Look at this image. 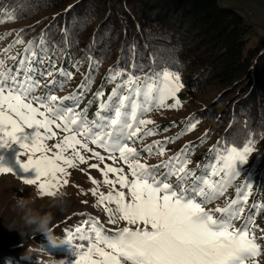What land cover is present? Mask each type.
Segmentation results:
<instances>
[{"label": "snow or ice", "instance_id": "6c2138e0", "mask_svg": "<svg viewBox=\"0 0 264 264\" xmlns=\"http://www.w3.org/2000/svg\"><path fill=\"white\" fill-rule=\"evenodd\" d=\"M14 43L25 42L17 36ZM13 46L9 45L4 54ZM8 58L17 63L7 67L0 56V149L18 144L21 169L25 173L34 169L36 175L21 177L3 165L0 174H12L25 185H36L42 196H51L68 184V169L95 159L99 163L89 167L100 172L110 190L98 193V187H94L91 195H98V199L93 206H104L109 225L124 222L123 227L106 230L99 221L90 220L85 221L90 229L77 227L67 233L77 257L75 264H260L258 257L264 256V249L253 230L257 205L253 204V212L237 226L248 202L250 184L237 189L226 207H208L241 175L237 164L247 162L254 151V138L241 146H221L218 142L212 160L199 176L188 169L185 149L167 162L148 165L141 161L145 152L153 155V145L142 151L134 146L144 138L139 135L142 126L153 123L144 118L149 112L165 107L169 99L180 105L176 98L183 87L179 73L167 66L143 77L127 74L126 70H110L108 79L119 77L120 83L107 100L102 89L95 93L100 103L95 118L89 121L86 110L77 111L83 85L74 95L61 98L55 94L71 78L63 69L59 70L63 79L50 80L45 93L36 95L41 80L53 76L55 69L51 59L46 70L39 67L47 58L43 39L39 45L28 41L23 56ZM67 100L77 102L66 105ZM194 128L192 123L186 131ZM27 130H32L31 134H26ZM57 130L63 133L59 138ZM154 134L148 131L144 136ZM53 140L57 142L50 146L48 142ZM156 147L157 154L163 155L165 149L159 142ZM118 163L123 166H115ZM161 169L166 171L161 173ZM173 177L176 183L171 182ZM88 179L94 186L100 184L90 175ZM260 209L264 210V205ZM74 240L80 242L78 246L73 245Z\"/></svg>", "mask_w": 264, "mask_h": 264}, {"label": "trees", "instance_id": "16d2710c", "mask_svg": "<svg viewBox=\"0 0 264 264\" xmlns=\"http://www.w3.org/2000/svg\"><path fill=\"white\" fill-rule=\"evenodd\" d=\"M55 1L0 0V26L35 16L55 5ZM121 1L125 6H132L133 10L130 11L128 7L122 5L120 11L113 9L116 20L112 19L105 28L97 31L99 28L91 33L85 46L78 49L74 45L73 37L78 38L94 22L93 13L87 11L88 2L68 6L64 12L48 19L42 30L37 31L36 27L21 30L19 36L25 43L17 44V51L12 56L18 58L23 56L28 41H34L39 45L43 39L47 45V58L39 67L42 71L46 70L50 59L55 64L53 76L41 80L39 94L45 93V86L50 80L64 78L59 71L63 69L65 73L71 74V78L67 80L62 90L56 91L55 94L58 96L77 76V87L71 93L58 97L74 95L83 85L77 109L86 110L88 120H93L100 103L95 98V93L102 89L105 93L104 100H107L113 88L120 83L119 77L115 81L108 79L109 70L97 86H94L99 65L103 62L102 57L113 52L115 43L110 40L109 31L114 27L116 37L123 38V43L116 51V64L111 70H126L127 74L143 77L165 66L180 76L190 69L193 76L182 84L191 90H200L208 86L226 89L224 92L226 95L221 102H213L188 119L144 129L140 134L143 139L178 130L177 134L165 141L153 143L154 149L157 150V142L159 147L165 148L166 145L190 134L192 130L186 131L190 124L194 123L197 126L203 120L213 117L215 123L225 126V131L205 156L197 159L200 169L188 168L189 170L200 175L212 160L214 155L212 150L218 142L221 146L225 144L241 146L246 140L254 138V151L248 157L259 152L264 139V51L249 46V35L252 30L244 15L224 5L220 6L219 0ZM13 16L15 19H11ZM16 63L17 61H13L8 67H14ZM228 97L231 99H227ZM176 98L180 101L179 106H175V99H169L165 107L157 109H183L186 104L184 95L179 91ZM76 102L67 100L64 103L72 105ZM222 103L223 112L218 113V105ZM148 131L155 134L144 136ZM213 132L214 126L203 137L184 148L188 159L198 148L210 141ZM243 165L237 164L240 174L243 172ZM164 171L166 169H161V173ZM254 177L253 173H249L248 181H254ZM262 205L264 199L259 204V212H262L260 209Z\"/></svg>", "mask_w": 264, "mask_h": 264}, {"label": "rangeland", "instance_id": "374dc122", "mask_svg": "<svg viewBox=\"0 0 264 264\" xmlns=\"http://www.w3.org/2000/svg\"><path fill=\"white\" fill-rule=\"evenodd\" d=\"M56 0L55 5L49 7L46 10H43L36 14L35 16L25 18L16 22L7 23L0 26V56L7 62V67L13 62L9 60L8 57L14 55L17 51L16 45L14 42L17 39V36L21 34L22 29L36 27L37 31L45 28L48 23V19H51L53 16L58 15L61 12H64L68 6H75L77 4L81 5L85 2H88L87 11L93 13V24L86 28L85 32H82L78 38L73 37L74 45L76 49L80 46H85L87 39L91 37V33H94L95 30L100 31L105 25L112 22V19L116 20L115 13L113 14V9L120 11L121 5L125 6V3H122L121 0ZM222 4L225 7H236L241 8L249 16V22L252 30L250 33L249 46L255 47L264 51V0H222ZM128 7L130 11L133 10L132 6ZM115 10V11H116ZM117 11V12H118ZM241 13V12H240ZM243 13V12H242ZM244 15V13L242 14ZM116 25V23H115ZM126 26V25H125ZM114 28V27H113ZM111 28L109 31L110 40L114 42L113 52L106 53L102 57L103 62L99 65V71L95 76V84L103 78L105 74L112 68H114L117 60L116 51L121 48L123 43V38L116 37V29ZM96 32V31H95ZM16 37V38H15ZM20 37V36H19ZM9 45H14L11 52L4 54V50L9 47ZM193 76L192 71L189 69L182 76H180V81L183 83ZM184 77V78H183ZM78 85V78H74L69 84L65 86V89L61 91L58 96H63L68 93H71ZM225 88L220 86H208L200 90H191L189 87L184 86L180 89V92L184 95V100L186 104L181 110L175 109H157L155 108L149 112L144 118L152 120V124L142 126V131L146 128L154 127L155 125L162 123H173L176 121H182L190 118L194 113L199 110H202L205 107L210 106L213 102H221V99L226 95ZM40 89L36 91V95L39 94ZM227 99H231L228 97ZM224 104H219L217 111L218 113L223 112ZM77 111H81L80 108ZM88 119V118H87ZM91 121V120H89ZM216 125V126H215ZM214 126V132L210 136V141L198 148L193 156H191V161L188 163V168L199 170V162L197 159L204 157L206 152L213 146V143L217 141L218 138H221L223 132L225 131V126L217 124L214 122V118H207L202 122L198 123L197 126L192 130L187 136L170 143L165 146V151L163 155L157 154L154 146L152 148L153 155L149 156L146 152L142 159V163H147L148 165H158L164 160H167L174 156L176 153L180 152L187 145L195 142L196 140L203 137L209 129ZM32 130H27L26 134H31ZM58 131V130H57ZM141 131V132H142ZM178 133V130H173L172 132L164 133L157 136H150L141 141H138L134 146L138 151H142L148 145H154L156 141H165L167 138H170ZM141 134V133H140ZM139 134V135H140ZM63 133L58 131V138L62 136ZM56 140L49 141V145H53ZM90 147L95 148L94 145H89ZM97 151H102L100 149H95ZM21 151L19 145H13L11 148L0 149V165L10 168L16 175L27 178H35V170H30L25 173L20 167V164L17 162L18 153ZM53 151L55 149L53 148ZM66 153V155H69ZM85 156L90 157V153H83ZM104 154V153H102ZM106 155V154H105ZM189 158V159H190ZM21 159H26L21 157ZM188 159V160H189ZM111 164V161H106ZM93 163H99L95 159H89L88 164L79 165L75 169H68V175L66 179L68 180L67 185H62L60 188H63L68 193V202L65 205V210L60 211L56 214L55 222V235L58 237H67V233L74 232L77 227H84L90 229V224H86L85 221L97 220L106 230H114L117 227H123L124 222H120L119 225H109L108 217L104 211V206L94 207L96 204L98 195L96 197L91 195V190L94 187H98V193L104 192L108 193L110 186H105L103 184V178L100 172L96 169L90 168L89 165ZM103 168V164L100 165ZM115 166H123L118 163ZM125 171H127V167ZM197 176L199 174L195 172ZM249 173L255 175L254 181H248ZM95 178L97 181H100L98 186L92 185L91 181L88 179V176ZM201 175V174H200ZM109 177L112 178V174H109ZM264 139L261 142V149L259 152L252 154L248 157L247 162L243 165V172L241 175L236 178L230 184L227 192L223 197L214 201L210 204L209 208L216 207H226L231 199H234L237 193V189L244 187L246 183L250 184V195L248 202L244 207L241 220L237 222V226L243 223L244 219L248 217L250 212H253V204L257 205L256 213L253 217L254 224L253 230L255 235L258 238L259 242L264 249V210L259 212V204L264 199ZM65 177H62V179ZM219 179V177H217ZM263 179V181H261ZM172 183L175 182V177L172 178ZM192 183V178H189L188 185ZM253 183V184H251ZM117 189L119 185L116 186ZM24 189L23 191H20ZM37 190V186L26 187L25 184L13 176L12 174H0V207H4L10 204L11 194L15 192L18 196L24 197L33 193ZM126 191V190H125ZM50 201L46 196L37 200V206L48 207ZM109 207H115L114 205H108ZM53 212H57L56 209H52ZM13 219V213L5 211L0 215V264H57L56 260H65L66 264H75L77 257L75 256L72 248L69 245H63L60 247H52L47 239L40 234H37L35 237L28 235L21 238L20 234L17 231L9 230L7 227L11 220ZM68 238V237H67ZM78 240L73 241V245H79ZM35 250V251H32ZM27 253V258L26 257ZM55 259V260H54ZM260 264H264V256L258 257Z\"/></svg>", "mask_w": 264, "mask_h": 264}, {"label": "clouds", "instance_id": "9594fccd", "mask_svg": "<svg viewBox=\"0 0 264 264\" xmlns=\"http://www.w3.org/2000/svg\"><path fill=\"white\" fill-rule=\"evenodd\" d=\"M33 187L32 185H25ZM21 189L20 191H23ZM39 191H34L27 196H18L15 192L11 194L10 204L0 207V215L5 211L13 213V219L8 225V229L17 231L21 238L37 234L43 235L52 247L69 245L67 237H58L55 235L56 214L65 210L68 202V193L65 189H57L53 195L46 196L50 201L47 208L37 206V200L43 198ZM56 209L57 212H53ZM35 251V250H32ZM27 258V253L26 257ZM55 260V259H54ZM57 264H66L65 260H56Z\"/></svg>", "mask_w": 264, "mask_h": 264}, {"label": "water", "instance_id": "95a60500", "mask_svg": "<svg viewBox=\"0 0 264 264\" xmlns=\"http://www.w3.org/2000/svg\"><path fill=\"white\" fill-rule=\"evenodd\" d=\"M219 5H220V6H223V4H222V0H219ZM227 8H232V9L238 11V12H241V13L243 12V13H244V17H245V19H246V22H248V24H250L248 14H247L245 11H243L241 8H236V7H227ZM243 13H242V14H243Z\"/></svg>", "mask_w": 264, "mask_h": 264}]
</instances>
